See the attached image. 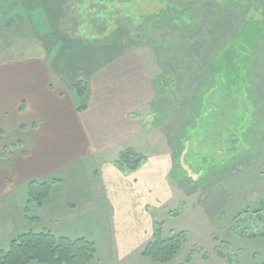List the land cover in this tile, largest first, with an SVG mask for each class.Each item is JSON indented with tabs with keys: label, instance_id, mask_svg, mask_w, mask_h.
<instances>
[{
	"label": "rangeland",
	"instance_id": "rangeland-1",
	"mask_svg": "<svg viewBox=\"0 0 264 264\" xmlns=\"http://www.w3.org/2000/svg\"><path fill=\"white\" fill-rule=\"evenodd\" d=\"M111 1H117L109 3L112 21L122 32L114 54L98 51L113 37L87 39L104 10L92 0H56L52 15L40 18V39L21 6L11 9L12 0H0V66L45 61L47 86L51 82L77 111L71 77L50 61L47 34L53 32L61 44L91 49L97 59L88 108L108 99V122L127 107L124 120L133 124L103 151L0 195V246L49 229L94 240L97 253L89 264H264V241L247 238L234 220L264 209V0H172L166 14V5L154 0ZM141 26L149 32L139 33ZM166 74L177 84L161 96L155 81ZM15 129H7L11 141ZM12 146L16 156L26 154ZM128 148L146 157L136 171L117 166ZM32 180H55L52 192L63 193L36 205ZM157 222L165 236L187 233L167 263L142 255Z\"/></svg>",
	"mask_w": 264,
	"mask_h": 264
},
{
	"label": "crops",
	"instance_id": "crops-1",
	"mask_svg": "<svg viewBox=\"0 0 264 264\" xmlns=\"http://www.w3.org/2000/svg\"><path fill=\"white\" fill-rule=\"evenodd\" d=\"M34 62L0 66V130L4 133L0 152L11 145L26 148V154L20 152L16 156V148L14 154L0 159V195L30 178L44 176L52 169L103 151L113 144L120 130H128L132 124L124 120L127 107L115 114V118L110 116L108 122V110L113 105L108 99L100 98V106L77 112L74 103L62 101V96L54 93L51 82L47 86L50 73L46 71L45 61ZM14 126L16 133L12 140L17 142L10 140L7 130ZM76 178L74 174L71 179ZM53 192L51 197L59 194ZM68 200L75 202L73 198ZM60 201L62 205L63 198Z\"/></svg>",
	"mask_w": 264,
	"mask_h": 264
},
{
	"label": "trees",
	"instance_id": "trees-1",
	"mask_svg": "<svg viewBox=\"0 0 264 264\" xmlns=\"http://www.w3.org/2000/svg\"><path fill=\"white\" fill-rule=\"evenodd\" d=\"M55 1L56 0H12L10 8L12 9L14 7L16 9L17 5H19L24 9L26 13L25 17L30 21V25L40 39L42 35V33L38 31L40 18L46 13L52 15ZM154 1L166 5V8L161 10L162 14L168 13L171 7H174L172 5L174 3L176 4V2L172 0ZM92 3L93 7L103 6L102 8L104 10H100L97 14L102 21L100 26L99 23L97 24L95 34L91 36L85 31L86 33L84 32V35L91 36L87 38L89 42L113 37L114 43L103 47L101 46L98 51H101L103 54L107 52L114 54L117 46H120L118 42L120 41L122 32L118 29L116 23L112 21L111 14L114 8L112 4L109 5V3H113L114 5L117 1L92 0ZM159 17L158 15L156 20ZM18 18L22 19L24 17L19 15ZM84 18L88 20L86 21L87 23L90 22L87 17ZM176 22L179 23L178 21ZM149 30L148 27L141 26L139 33L147 34ZM118 35L119 39L116 40ZM47 38L53 45L52 48L48 49L53 55L50 60L52 61L51 64L53 68L62 75L66 74L71 77L75 100L78 104L77 111L80 113L84 112L89 106L93 63L97 59L90 57V55H92L91 49H88L86 52L80 46L71 45L70 47H66L65 44H61L57 41L53 32L47 34ZM120 44H122V42H120ZM155 82L161 85V90L159 92L161 96L166 95L171 89H175L177 84L173 74H166ZM199 106L198 101H196L194 110ZM3 136V130H0V140ZM10 147L11 146H5L2 149L0 158H7L12 155L13 150ZM145 159L146 157L143 154L138 153L133 148H128V150L120 155L116 163L120 170L129 172L138 170ZM54 183L55 180H32L29 182L28 190L31 199L34 198L37 202L36 205H44L53 191ZM261 203L262 206H264V202ZM28 209L29 207L26 206L27 217L29 216L27 213V211H29ZM242 213L244 212L240 214ZM234 220L236 221L235 226L238 227L239 225H243V231L247 233V235H245L247 238L264 241V209L254 207L248 215H238ZM163 225V222L156 223L153 238L148 242L142 252L144 257L150 258L158 263H167L173 260L187 242L186 231L173 232L170 236H165L163 233ZM96 253L97 244L90 238L80 237L72 239L68 236L57 235L49 229H44L39 232L30 230L12 239L8 246H0V264H31L33 262H38L39 264H89L95 258Z\"/></svg>",
	"mask_w": 264,
	"mask_h": 264
}]
</instances>
